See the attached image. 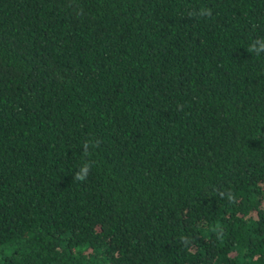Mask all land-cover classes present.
Wrapping results in <instances>:
<instances>
[{
	"label": "trees",
	"instance_id": "obj_1",
	"mask_svg": "<svg viewBox=\"0 0 264 264\" xmlns=\"http://www.w3.org/2000/svg\"><path fill=\"white\" fill-rule=\"evenodd\" d=\"M257 38L264 0H0V240H264ZM0 264H264V241H0Z\"/></svg>",
	"mask_w": 264,
	"mask_h": 264
},
{
	"label": "clouds",
	"instance_id": "obj_2",
	"mask_svg": "<svg viewBox=\"0 0 264 264\" xmlns=\"http://www.w3.org/2000/svg\"><path fill=\"white\" fill-rule=\"evenodd\" d=\"M190 15H193V16H195V15H199V16H201V17H210L211 15H212V10L210 9V8H201L200 10H199V12L198 13H190ZM247 51L249 52V53H255L256 55H260V54H262V53H264V38H257V39H255L252 43H251V45H250V47L247 49ZM98 143H99V141H86L84 144H83V150H84V152H83V154H84V156H89V150H90V148L91 147H96V146H98ZM90 169H91V162L90 161H85L82 165H81V167H80V169H79V171H77L76 173H75V177H74V179L75 180H78V181H84L86 178H87V176H88V174H89V172H90ZM229 199H231V197H229ZM181 241L182 242H184V243H187V238L186 237H181Z\"/></svg>",
	"mask_w": 264,
	"mask_h": 264
}]
</instances>
